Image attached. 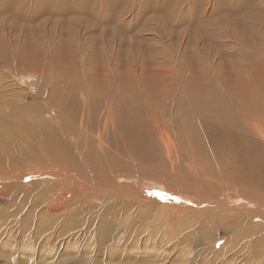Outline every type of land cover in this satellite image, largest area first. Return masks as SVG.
Segmentation results:
<instances>
[{"label":"bare ground","instance_id":"bare-ground-1","mask_svg":"<svg viewBox=\"0 0 264 264\" xmlns=\"http://www.w3.org/2000/svg\"><path fill=\"white\" fill-rule=\"evenodd\" d=\"M131 1L0 0V64L9 67L11 57L30 56L29 62L45 65L36 67L41 73L36 74L41 76L45 69L57 65L64 76L48 74L55 77L57 92L69 97L51 101L56 90L49 96L59 113L54 124L42 120V107L17 110L22 104L14 106L11 115L0 116L2 264H165L154 242L162 237L168 242L179 232L187 238L207 227L214 230L210 237L214 241L195 252L192 264L200 260L202 264H238L240 255L248 252V264H264V93H248L237 87L223 70L225 63L235 69V62L251 64L264 59V0H155L153 8L162 14L155 18L161 23L160 34L167 28L166 11L185 17L184 21L178 19L184 27L182 33L191 30L194 37L200 30L208 37L197 38L202 43L192 49L195 55L181 52L174 63L169 51L143 48L142 54L147 53L153 64L150 69L140 59L139 63L132 59L137 69L126 67L114 73L110 66L114 59L110 65L103 63L105 58L97 47L100 39L96 38L87 39L77 48L71 40L60 48H48L50 25L57 33L62 32L67 23L73 27L72 16L85 24V30L93 23L132 28L133 24L124 19ZM149 1L142 6L140 0L141 12L148 9ZM75 10H82V15ZM195 11L206 16L203 22L192 16ZM222 27L228 33L230 29L236 31L239 42L246 46L242 48L247 49L233 52L231 43L223 41L227 35L220 34ZM112 32L119 38L126 36L116 29ZM254 39L263 46L259 53L254 52ZM104 47L108 51V46ZM137 50L140 55V45ZM124 56L130 61L131 56ZM72 60L84 61L90 73V78L84 74V83L93 98L82 99V104L76 100V78L68 81L71 83L65 92L58 90L71 71H64L61 65L65 69ZM96 61L103 73L95 69ZM214 61L219 66L209 67ZM193 67H197L195 72ZM140 69L146 76L141 83ZM135 172L140 178L151 179L153 187L187 196L194 207L174 202L162 207L160 199L149 200L144 188L128 186ZM114 179L122 180L120 193L133 207L139 206L140 211L149 207L146 214L140 213L147 223L140 233H147L144 238L148 239L141 251L137 246L143 237L134 247L128 237L111 245L117 231L110 217L114 211L111 203L113 198L119 201L113 191ZM23 180L28 187L20 183ZM233 195L239 205H228ZM100 200L105 204L98 205ZM157 210L160 217L152 215ZM91 220H95L94 227L84 228L82 223ZM201 224L206 228L194 227ZM162 227L164 233L159 229ZM159 231L163 235L155 240L161 236L157 235ZM225 235L242 240L256 237L227 245ZM217 241L223 243L219 250L214 249ZM183 243L173 246L174 254H181L176 248ZM208 248L211 256H218L216 259L208 258ZM227 254L229 258L224 259ZM134 257H140V261L134 263ZM187 259L175 255L170 264H187Z\"/></svg>","mask_w":264,"mask_h":264},{"label":"rangeland","instance_id":"rangeland-1","mask_svg":"<svg viewBox=\"0 0 264 264\" xmlns=\"http://www.w3.org/2000/svg\"><path fill=\"white\" fill-rule=\"evenodd\" d=\"M146 1L147 0H143L141 5L144 6L147 3ZM154 3H155V0H150L148 3V9H146L143 12L140 11L141 10L140 0L139 1L138 0H132L131 2L128 3V9L125 11L126 17H124V19L126 22L130 23L131 25L133 24L132 28H130V29H129V27L123 26L122 24H116V23H106V24H100V23L95 24V23H93L89 26V28H86V30H85L84 29L85 24L78 22V20H79L78 17L75 18L74 16H72V21L74 24L73 27L68 26L69 23H67L64 26L62 32L57 33L56 32L57 30H55L50 25L51 31H48L49 36H47V39L49 38V40H47L48 41L47 46L50 49L52 48L53 45H54V48H60L62 44H65L66 42L71 40L73 45L75 46V48H77V47H81L83 42L84 41L86 42L87 39H92V38L100 39L98 41L97 47H98V50L101 51L100 56L102 58H105V59L104 60L99 59V60H103L104 61L103 63H105L107 66V65H110L109 64L110 61L112 59H114L113 64L111 63L110 66H111L112 70L114 71V73L118 74L119 71L124 70L126 67H131L133 69H137L136 63L133 62L132 59H134L138 63H139V59H140V62L142 64H144L147 67V69H150L152 67L153 64H152L150 56L147 53L142 54L143 48L164 49L166 52L169 51L170 56L172 58L171 61L174 63V62H176L177 57L179 56V54L181 52H186L187 54L190 55L192 52V49L196 48V46H198L199 44L202 43V40L197 39V38L208 37L205 33L200 32V30L196 33V35L194 37H192V31L191 30H188V32L186 34L182 33L181 30L184 29V27L180 25V22H178V19H182V21H184L185 17L182 15V13L177 12V13H172L170 15L166 11H165L164 16H165V19L168 21L167 26H166L167 28H166V30L163 29V33L160 34L159 33V25H161V23H160V21H158L156 19H159L162 16V14L160 12H157L156 8L155 9L153 8ZM177 10L181 11V7H178ZM185 10H187V7L185 8ZM136 12H137V14H136ZM75 13L77 15L81 16L82 10H75ZM192 16H195L198 19V22H203L205 20V17H206L202 11L201 12L195 11V12H193ZM53 19H56V18H53ZM168 19H170V20H168ZM197 23H195L197 25L196 27H198ZM188 25L189 24H186V27H188ZM74 26H77V27H74ZM191 26H194V24ZM75 28H77V29H75ZM74 29H75V31H74ZM78 29H79V31H78ZM80 29H81V31H80ZM115 29L117 31H119L120 33L126 34V36L124 38H119L117 35H115L114 32L111 33V31H113ZM220 34L221 35H227L225 38H223V41L231 43L232 51L234 49L241 50L242 47H246L243 43L239 42V40L241 41V38L236 33V31L230 29V32L228 33L225 30V28L222 27L220 29ZM103 37H105L106 39H103ZM195 39H197V40L195 41ZM50 41H51V43H50ZM252 42L255 45L254 46V52H256V53L261 52L263 46L261 44H259V41L254 39V40H252ZM50 44H51V46H50ZM106 45L108 46V51H104L106 49V47H104V46H106ZM139 45H140V55L138 54V50H137ZM246 49L247 48H245V49L242 48V51H245ZM125 54L128 56H131L130 61H129V59L124 58ZM120 55H123V56L120 57ZM191 55L193 56V55H195V53L193 52ZM107 57H108V59H107ZM31 59L32 58L30 56L28 58H26V56L19 57L16 55V57H11V61H10L11 64L10 63L8 64L9 67L6 64H0V84H1V86H0V105H1L0 116L11 115L14 111L13 110L14 106L17 108L22 106V105H23V107L25 106L24 108H26V109H24L23 107H20L19 109L16 108L17 110L23 109L22 111L32 109V107H39V108L42 107L43 110H42V113L40 115L42 120L46 124H54V122L57 118V114L59 115V113H56L58 111L55 108L53 109V106L50 104L49 96L53 92H55V90H56V94L53 97H51V99H50L51 101H60L62 99H68L69 98L65 95H60L57 92V89L54 87V84L56 82L55 77L59 78L61 75L64 76V74L60 73V69L58 68L57 65H54L52 69H50V68L45 69V71L42 73V76H41L40 75L41 73L37 72L38 70L36 69V67H44L45 65H40L38 63L34 64L33 62H29ZM260 60H264V59H260ZM260 60L257 62H252L251 64L249 62H244V61L235 62V64H234L235 69H233V67H231L229 65V63H225L224 64L225 67L223 69L227 73L225 76L228 78V80L231 78L235 82L237 87L241 86L248 93H251L252 91H257L258 93H261L260 91H262L264 93V61H260ZM77 61L78 60L73 62V60H72L71 62H69L70 65L67 64L65 66V69H64V65H61V69H63L64 71H67L66 68H68L69 70H71L74 73H72L70 71V73H69L70 75H68V77H67V82L62 83L60 85V87L58 88V90L61 92H65L66 88L71 83L68 81H70L72 79H74L73 81H75V78H76L78 80V85H77L78 95L76 96V100L80 101V103L82 104V102H83L82 99L85 98V99L91 100L93 97L91 95H89V93L87 92V90L85 88L86 84L84 83V80L86 79V77L90 78L89 77L90 73L88 72V66H87V64L84 63V61H81V60H79L78 62ZM6 62H7V60H6ZM214 63L215 64H210L209 67H212L213 65L219 66V64H217L216 61H214ZM237 63H240V64H237ZM142 64H140V67L142 66ZM94 67H95V69L99 68V70L97 72L100 73V71H102V73H103V70L99 67V62L96 61V64H94ZM101 67H103V66H101ZM9 69H11V70H9ZM191 70L195 72L197 70V67H193V68H191ZM36 73H40V74H36ZM48 73L49 74H52V73L55 74L54 75L55 77H52V76L50 77ZM87 73H89V74H87ZM84 74L86 75V77ZM101 76L102 75H99V77H101ZM148 77H151V76H147V78ZM144 78H146V76L144 75V70L140 69V83L144 80ZM38 79H40V80H38ZM49 80H50V82L48 83ZM6 82L9 83L10 85L7 84ZM50 83H51V85H50ZM44 84L46 85V87ZM45 91H47L48 93ZM40 92L42 94H40ZM10 95H12L13 97H11ZM16 95H17V97H16ZM43 95H45V96H43ZM7 96L10 98H8ZM5 98H8L9 101H7L8 99H5ZM14 98H15V100H14ZM4 99L6 101H4ZM18 99L20 102L17 101ZM12 100H13V102H11ZM16 102L17 103L19 102L20 105L17 104ZM5 103L7 106L5 105ZM14 103H16V104H14ZM25 103L29 106H27ZM46 103H48L49 105ZM51 107H52V109H51ZM6 109H7V111H6ZM104 110H105V107L102 108L103 112H104ZM1 112H4L6 114H3V113L1 114ZM28 112L29 111H27V113ZM103 112L101 113V115L103 114ZM46 113H49V115ZM51 115L53 116V118ZM254 119H256V118H254ZM30 120H32V119H30ZM47 120L48 121L51 120V121L48 122ZM30 122L32 123V121H30ZM56 127H58V126H55V128ZM101 130H103V126L101 127ZM65 142H67V139H65ZM173 156L174 157H177V156L181 157V155H179V154L178 155L174 154ZM165 157L167 159L166 153H165ZM174 162L176 163V160H174ZM167 167H168V172H170L171 171V164L169 163V161H168ZM136 172H135L136 177L134 176L132 178L133 181L131 183L128 182V186L130 188L135 187V186H137L140 189L144 188L143 193L146 194V196L148 197L149 200L153 199L154 197L157 199H160L161 200L160 204H163L162 207H164V204H166V203L170 204L171 202L172 203L174 202L175 204L187 206V207L188 206L194 207V206H192L191 200L187 196H185L183 194H177V193L175 194L173 192L167 191V189L166 190L164 188L162 189L161 187H153L150 185L151 179L140 178L138 176V174H136ZM121 181L122 180H119V179L113 180V183H114L115 188H116L113 191L116 192V195H118L117 200H119V201H115L113 198L112 203H111L112 207L114 208V211L112 213H110V217L112 218V225H114V230H117L114 233V237L112 238V244L111 245L116 244V242L121 243L122 241H120V240L122 237H126V238L128 237L130 239L129 244L131 242L132 247H134L140 241L139 240L140 237H143L142 242L141 243L139 242V244L137 246V247H140L139 250L141 251L142 249H144L146 247V245H147L146 242L148 239L144 238L145 236H147V233H140V230L144 227V225L147 224L146 222H144L145 218H143L142 214H140V213L146 214L147 211L149 210V207L144 206L146 211H140L139 206L133 207L132 202L126 201L123 198V195L120 193L121 189L119 188V186L121 185ZM20 183L23 184L24 187L29 186L28 183L24 182V180L20 181ZM70 195L71 194H68L67 196H65L64 200H66V202L69 201ZM235 196L236 195L232 196V200L229 202L228 205H230V206H234L235 204L239 205V203H238L239 201L236 199ZM151 203H152L151 201L147 202V204H151ZM97 204L101 206V205L105 204V202L103 200H100ZM151 205L153 206L154 204H151ZM252 210H254L259 215L258 210H256V209H252ZM259 210L262 211L263 208H259ZM152 215L156 216V217H160L159 210L152 211ZM216 217L220 218L219 216H216ZM250 220H251L250 222L253 224L258 223L256 219H250ZM94 222H95V220L94 221L91 220V221H87V222L82 223V225L86 229H91L92 226L94 227ZM149 222L153 223V220H150ZM179 222H180V220L175 224V226H176L175 230L176 231H177V227L179 225ZM222 223H224V221H222ZM242 224H244V222ZM194 227L195 228H206V226L204 224L195 225ZM155 228H157V227H155ZM187 228H189V227H187ZM159 229L161 232L164 233L163 227L159 228ZM160 231H159V233H157V235H161V236H158L157 238H155V240L161 239L160 237H162L163 233H161ZM176 231H174V232H176ZM213 231L214 230L212 229V227H211V229L209 227H207L206 231L196 232L197 234L195 233L194 236L191 235V236H188L187 238H184V235L183 236H181V234L179 235L180 232L177 231V233L179 232L178 236H176V238L171 236L172 239L168 242H165L164 238L162 237V239L159 240L157 243L154 242L157 247L159 246L157 248L158 249L157 252L163 253L160 260H164L165 264H170L171 258H174L175 255H179V257L182 259L188 258L187 264L188 263L192 264V262L196 256L195 252L198 253V250H200V247H203V244L205 246V243L212 244V242L214 241L212 238H210ZM140 234L142 236H140ZM183 234H185V233H183ZM153 235H154V233H153ZM155 235H156V233H155ZM177 237H180V238H177ZM255 237L256 236H254V235H250V239L255 238ZM85 238H88V237H85ZM173 238H174V240H173ZM182 238H184V239L182 240ZM178 239H179V241H178ZM250 239L246 238L245 240H242V237L232 239L230 237H227V235L224 236V240H225V243H227V245H235L238 242H242V243L245 242L246 243ZM180 240H182V241H180ZM181 243H183L182 245H184V246L178 245L176 248V250L178 249V253L181 252V254H174V252L172 250L173 246L174 245L176 246L177 244H181ZM217 243H219V244H217ZM217 243H216L217 244L216 248H214L215 250H219L221 248V245L223 244L222 241H217ZM252 243H254V242H252ZM144 244H145V246H144ZM153 245L154 244H151L149 246L152 248L156 247L155 245L154 246ZM183 247H185V248H183ZM197 247L199 249H197ZM261 248H264V247L261 246ZM176 250H175V252H176ZM210 250H211V248L210 249L208 248L206 251L208 258H210L211 260L214 258L216 259V257H218V256H214V255L211 256ZM97 252H99V251L97 250ZM248 255H249V252L244 257L240 255V257L238 259V264H248V260L250 259V257H248ZM79 256H80V253H78V257ZM229 256L230 255L227 254L224 259L229 258ZM101 258H103V257H101ZM138 258H140V257H134L135 260L132 259L134 261V263L135 262L138 263L140 261V259H138ZM156 260H158V259H156ZM262 260L264 261V258ZM0 263L1 264L4 263L3 259H0ZM193 264H202V260H200L199 262H195Z\"/></svg>","mask_w":264,"mask_h":264}]
</instances>
